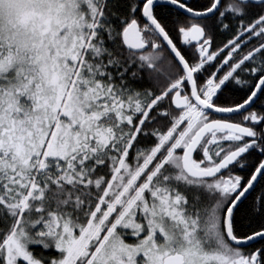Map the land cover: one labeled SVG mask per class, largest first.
I'll list each match as a JSON object with an SVG mask.
<instances>
[{"label": "snow or ice", "instance_id": "obj_1", "mask_svg": "<svg viewBox=\"0 0 264 264\" xmlns=\"http://www.w3.org/2000/svg\"><path fill=\"white\" fill-rule=\"evenodd\" d=\"M0 264H264V0H0Z\"/></svg>", "mask_w": 264, "mask_h": 264}]
</instances>
